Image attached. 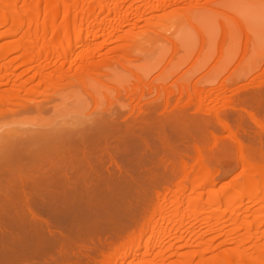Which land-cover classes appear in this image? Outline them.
I'll list each match as a JSON object with an SVG mask.
<instances>
[{"label": "rangeland", "instance_id": "obj_1", "mask_svg": "<svg viewBox=\"0 0 264 264\" xmlns=\"http://www.w3.org/2000/svg\"><path fill=\"white\" fill-rule=\"evenodd\" d=\"M5 1H9L10 7L7 5L8 3H5ZM89 1H91L92 3ZM96 1H98V0H78V3L76 5V9L72 10L68 14L67 18L66 17H63L64 19L61 18L62 21L60 22V24H63V25L65 24L64 25V27H65L64 31H65V36L69 35L68 39L73 38V36H74L73 30H75L74 29L75 27H77V28L81 27L80 22H81L82 13L85 11H88L90 9V7L93 5V3H95ZM101 1H102L103 6L104 5L110 6L113 11L110 9L111 13L109 11V14L99 13L98 16L95 18L89 17V23L90 24L93 23V25H95V26L100 25L101 30L97 34H95V32H92V28H86V30L85 29L83 30V37L80 39V41L81 40L83 41V42L82 41L80 42L81 47L79 46L78 49H76V51L74 50L70 54H68L69 57L67 59H69V60L66 61V62H68V64H65V66L60 67L61 61L57 59L56 54L54 53V55H51L49 57V59L42 58L35 66L33 65V67L30 68V70H28L27 66H20L17 69L11 68L9 70H7V69L6 70L9 73L13 72L12 73L13 76L11 74H9V78L11 76L13 78L15 77L14 79L11 77V79H13L12 81H15L12 83H15L16 86H17V82H16L17 80H18V83H20V82H23V80H27L29 78L30 79L34 78L35 82L34 81H33V83L31 82V84L28 82L27 83L28 85H26L27 88H30L33 85H35L36 82L38 81L37 79L42 75V73L43 74L47 73L51 77L53 76L52 78H54V79L56 78V76H57V78L62 77V79H64V78L67 79V78H69V75L74 76V74H75V76L71 80V82H70V79L72 77H70V79H67L70 82L68 84H67V81H65V79L64 80L61 79L62 81H60L63 84H65V86L63 84H61V85H63V87L73 89L74 88L73 84H75V86H78V84L80 86V84H81V83H79V82H81L80 78H79L80 80H78L79 82L75 79V77L78 76V74L76 73L75 65H74L77 63V59L79 60V58L83 55V53L85 52V50L87 48L104 44V46L99 48V52L97 51V53H96V56H97L96 59H98L99 62L100 61L103 62L106 59H108V60L110 59L109 61L107 60L106 62H109V63L111 62L112 64H114L113 67H116V65L119 67V65H120L119 62L120 61L124 62L125 58H126L125 59L126 62H127V58H129V60H131V61L134 60L136 62V63L131 62V64H133V65H130L128 63L126 65L125 62L124 63L120 62L122 66H123V64L126 65L125 68L131 67V69L128 71V73L130 72L132 75H130L131 77H127V76H129V74L126 75L127 73H125L124 74V75H126V78H125V76L123 74H121L122 72H120L121 78H120V74L114 78L116 80L115 82H117L119 85L121 84V82H123L124 84L127 83L128 85L132 86V84L134 82L139 83L140 80H144V82L146 80L145 83H150L152 80H154L156 82L152 81V83L153 84L155 83L157 87H158V85L162 86V84H163V86H165L164 88L170 90L169 92H171L173 90L172 91L173 93L171 92L172 94L169 93V95L171 96V97L169 96V99L173 98V99H170V101L172 102V105L169 106L171 104L169 101V105L167 106L165 111L161 110L160 111L161 113L160 112H159V114L157 113V116L162 114L163 111H164L163 114L164 113L167 114L166 116H169L168 112H170V114H174V116L171 115L172 119L169 120L170 124H167L169 122L164 121V116H162L163 118L159 117L161 120L163 119L162 123L164 122V124H161V120L159 121L158 117L156 119V121H157L156 122L154 120L155 118L152 115V112L145 108L147 100L146 99L138 100L136 102V104L138 103L137 104L138 106L137 105H135V106L137 107V109L139 108V110H140V108H142V112L136 109V111L134 112V116L137 115L136 117L138 118L139 116H142L143 114H141V113H143L145 111L144 113H146V115L149 114V116H147V117H149V118L153 117L154 118V119L148 118L150 123L147 120L148 122H145V125L147 123H149V125L154 123V122H152L154 120L155 124H152V125L153 126L155 125L156 127H154L152 129V127H151L152 125L149 126L147 124L149 128L147 127V129L144 132L145 128L144 129L142 128V126L144 124L141 125L142 124L141 123L142 121H140L141 117L138 120L139 122L136 121V119H137L136 117H135L136 119L134 118V120H132L131 118H129V112H127L128 118L126 116L127 119L126 118L125 119H118L117 120L118 122L116 123L118 125L115 124L116 126L112 127L113 130L110 128L111 130L109 132V137L107 136L106 137L107 139L103 138L100 141V147L96 146L95 149L93 148V150L90 151V154L92 155V158L93 157H96V158L101 157L100 160L102 161L103 164L100 161H98L102 164V167H100L101 169H105L103 166H107V168H106V170H107L108 166L109 167L111 166L110 170H109L110 172L107 170L110 174V179L111 180L112 179L117 180L116 178H119V177H117L118 171L116 169L115 164H113L115 160H119V162L121 163V159L122 160L124 159V161H122V165L124 166L123 163H125V167L127 165L126 162L131 164V162L136 160V161H134L135 163L131 164V166L133 167L134 164H135L134 166H136L140 162L139 163L140 166L138 165V166H136V168L134 167L137 171H139V168L140 169L143 168L142 167L143 161H142V159L139 161V159H138L139 157L137 158L138 160L135 159V156L138 154V152L140 154H142L141 152L144 151L142 149V147H144V148L146 146L149 147L150 144L152 146V143L150 141H151V139L153 140L154 137H155L154 138L155 142H156V140H158L157 138H159V140H160V139H162V136L165 137L164 131L166 130V128H167L166 131H169V132L172 129L176 130V128L178 130L179 125L184 123L185 125L182 124V128L180 126V129H179L180 131L178 130V133L176 134V136H177V139H179L182 136V133L185 131L184 135L181 138H186L188 140L184 139L186 141H183V139L180 138L181 141L180 140L179 141L180 142L183 141L181 146H180L182 149L180 148L178 150V151L182 152V153L179 152L181 154V156L178 157L179 155L178 156L176 155L178 153H175L174 156H177V157H174V156L173 157L176 159L177 158L181 159L182 154L185 152L184 153L185 156L184 155L183 156L186 159V161H190L191 159L192 160L190 162H188L189 165L191 166L189 174L187 175V176H189V178L187 179L188 182L187 183H184V181L182 182L184 184H187L186 185L187 190L185 189V191H187V192L183 193V194L180 193V197L181 198L183 197V199L185 198L186 201H189L190 199L193 200V198H196L198 201L200 200L199 202H201V200H203L201 202V204L202 203H204V204L202 206L198 207V210L196 209V211H195V209H194V211L189 210L190 207L188 205H181V207H179V210L178 209L176 210L177 213L173 212V211H175L174 210L175 208H172V207H175V206H171V210L169 209V211H168L169 213L168 212L166 213L167 219H166V217H164L166 214H164V216L161 214L162 218L166 219L164 221L162 220V218L159 214H158V216L160 217V219L157 215H156L157 218L154 216H153L154 218L151 217L150 220H152V219L154 220V221H151L154 224L153 227L156 226L154 228V231H153L152 224L150 222L151 229H152V230L150 229L151 232L148 230V232L147 231L144 232L145 234H143L141 236L135 235L136 237H132L134 235H131V232L134 230V227L133 228L130 227L131 229L128 227V229L130 231L127 232V230H126V233L130 232V234H128V235H131L129 237L130 238L132 237L131 238L132 240L131 239L129 240L128 235H123V234H122L123 235V239H122L121 233H120V235H121L120 237L119 236H118V238L115 237L117 239L110 237L112 239V240L110 239L112 241V242L110 241V246H112V244H113V246L110 247L111 248L110 250L117 247L116 249H118V251L114 252L115 258L113 259V256H112V258H110V262H112V263H109V264H151V263L152 264H154V263L155 264H230V263L232 264L233 262H235L234 264H237V261L235 258H237V260H238V257L240 256V254L238 255V257L237 256L235 257L233 254H231V253H234L232 251L233 249H235L234 247H236L237 249H242L241 250L242 253H241V256L239 259L240 264L241 263L243 264V259H244V262L246 260V263H249L247 261L250 260L251 257L254 259L250 260V261H252V262L254 260L257 261L258 260L257 255H259L260 253L262 254L261 250L263 251V249H264V219H263L264 213L262 212L263 214L259 216V218L261 217L259 219V220H261L260 223H262V224H259L260 228L258 227L260 230H258L257 228L255 229L253 227L254 229L251 228V231H249L252 233L255 232V235H257V236H253L254 238L252 237L253 240H252V238L250 240H248L249 238L247 239L246 236L248 235V230H247V232L244 231L245 229L243 228L242 223H244V221H247V220H249V222H253L255 220V217H256L255 216V214L257 212L256 208L261 204L264 205V203L262 202L261 199L259 202L256 201V199L258 198V197H256V199L253 200L254 202L252 201L253 203H251L253 205H250L249 204L250 202L249 203L247 202V203L242 204L241 205L242 207H241L238 204H236V203H238L237 201L235 203V201L233 200L234 202H232V203L234 205H236V207H234L230 203L231 206L233 207V209H231V208H229L231 206L227 200H230V202H231L232 199L225 198L226 195L225 194L223 195V193H222V192H227V189L230 185L231 180L233 181V182H231V184L232 183L233 184L241 183V181L243 180V176L242 175L240 176L241 162L239 159L240 156H239L238 148H237V146H235L233 148L230 147L232 145L233 146L237 145L236 142H235V144H233L234 142H232L233 140L231 139L232 141L231 140L230 141L232 142V145L229 144V140L227 137H225L224 141L222 142L223 144H221L219 141H217L220 143V144L218 143V145L216 144L217 147L219 145L220 146L218 147L219 149L216 148L217 150L216 149L215 150L218 151V154L220 153L221 155L219 154L220 155L219 161L215 162V165L218 166V171H217L218 174L215 177L216 178L215 182L212 183L213 185L211 187V184H209V186H207V184L203 183L205 181H204L203 177L200 176V164L196 163V159L198 162V158H197L198 156L194 152V150L192 151V149H191L192 148V142H190V141L195 142V140H197L196 142L198 144L201 141H203L204 143L203 142L200 143L202 147H206V146L208 147L209 146V148H210V146H212V149H213V145H215L214 144L215 142L213 143V137L210 136L211 133L209 135V132H206V131L204 132L203 129L206 130V127H204V126L206 125V122L208 121V119L211 123L214 119L216 120L215 116H213L211 114L212 113L213 114L218 113L217 112L218 110L216 109L217 107L218 108L221 107L220 110H222L221 112L219 110L220 118L225 117V119L231 121L232 125H235V126H236V124H238V123H235L236 121H238L237 116L243 112L242 110H244V113H246V110H250V109L252 111L254 109H256L258 111H260L259 109H262V110L264 109L263 108L264 107V80H263L264 79V0H176V1L174 0L175 2L172 1L170 3V5L166 4L167 7L169 6L168 8L165 6L164 0L163 1L162 0H127L123 4L120 3V0H108V1L107 0H101ZM103 1H105V2L107 1L109 4L107 2L103 3ZM161 1H162V4H164L163 5L164 7L161 4V7L164 8V11H163V8L160 7ZM70 3L72 4V2L70 0H65V1H62V0H51V1H47V0H0V6L1 7L4 8L5 5H7L4 9L2 8L3 10L6 11V10L11 9L10 11H12V10L14 11L15 8H16V11L18 10V12H16V11L12 12L15 15V17H17V18L26 19V16H24L25 14L23 15V13L26 11L29 12L30 10H33V8L36 9V7L39 8L40 10H42L41 12H43V13H41V15L39 17V21H38L36 28H35V26H31L30 28H28L29 30H26V28L25 29L21 28V26L18 25L17 27L19 28V30L16 27V31H14V29H13V33H12L13 35L12 34L9 35V33H8V36L7 35L5 36V34L7 33L6 28L4 27L5 25H3V27L0 26V49H2V47L6 44H12V45L16 46L19 43H21V41H23L24 39L26 41H28V40L32 41L31 43L35 44V47H38V48L41 47L42 44L44 42H47V41H52L55 43V41L53 40L55 36L53 37L52 33H50L52 31L50 18L52 17V15H53L52 13H54V12L61 15V13L63 11L68 9V6L70 7ZM150 5L151 6L153 5L152 6L153 11H151L152 7H150ZM154 5H155V7H154ZM7 7H9V8L7 9ZM165 7L167 9H165ZM157 8H159V9H157ZM99 9H100L99 7H96V12H98ZM19 12H21V13H19ZM102 14H104V15H102ZM19 15L22 17H19ZM46 15H48V16H46ZM2 18H3V16H2V14H0V20ZM48 19H50V21ZM41 25L44 28V31H43V28H41ZM63 25H62V27H63ZM67 27L69 28L68 31H70V32H68L69 34L66 32ZM105 27H107V30L110 33V38H109V34L105 30L106 29ZM134 27H136V28H134ZM47 28H48V32L46 31L47 33H45V30ZM8 29H9V27H8ZM41 29L43 32L41 31ZM49 29H51V30H49ZM62 29L60 31H63ZM129 29L133 32H130V36L128 35L129 39H127L126 36L129 33H126V32L130 31ZM27 31H29V32H27ZM40 31L42 32V34ZM28 33H30V34H28ZM3 34H4V36H3ZM26 36H28V37H26ZM93 38H95V39L97 38V40L95 42L93 40V43H89L88 41L92 40ZM55 39H57V38L55 37ZM107 40H109L108 45L106 44ZM126 40H128V41H126ZM125 41H126L127 45L129 43L133 47L128 48L130 46V45H128V47H127L128 49H126V48L122 49L120 47L121 49L118 50V46L125 43ZM122 47H124V46H122ZM125 47H126V45H125ZM254 47H256V48H254ZM259 50H260V53H259ZM1 51L2 50H0V53H1ZM19 53H20V51L17 49V47H15L14 50H12L11 52L3 54L0 57V67L6 66ZM71 60H72V62H71ZM73 60H75V62ZM160 60H162V63L158 67H156L155 69H152L151 68L152 65H154V63L156 61H160ZM49 62H50V65H47ZM69 62L72 63V64H70L72 67L69 65ZM109 63H108V65H111ZM99 65H101V64H99ZM135 65L137 68L135 67ZM124 66H123V68H124ZM133 66L135 68H132ZM97 67H96V70L94 69L95 71H100V70L103 71V69H104V72L106 73V71H107V70H105L106 68L99 67L100 68L99 69ZM62 68H63V70H59ZM123 68H118V69H123ZM0 70L3 71V69H0ZM94 70H93V75L95 74V76L101 77V76H99V75H101V73H100L101 71L98 72L99 75L98 74L96 75V72ZM124 70L125 69H123L122 71H124ZM126 70H128V69H126ZM60 71H65V75L63 72H61V73H63V74H61ZM66 72L68 73L67 78L65 77L67 75ZM85 73L88 74L86 71L84 73H81L79 76H83L85 78V77H87V76H84ZM14 74L15 75H21V74L24 75V76L21 75L23 77V79L22 80H21V78L16 79L17 77L14 76ZM34 74H36V75H34ZM122 75H123V77H122ZM30 76H33V77H30ZM136 76H137V78H136ZM138 76H140V77H138ZM78 77H76V78H78ZM83 77H81V78L83 79ZM117 77H119L121 79V82L120 81L118 82V80H120V79ZM128 78H129L128 82L127 81L125 82V80ZM155 78H156V80H155ZM129 81L131 82V84H129ZM6 82H7V80H6ZM113 82H114V80H113ZM113 82H110V84ZM12 83L10 81V84H8V85L5 83L0 84V96H1V94L4 93V90H6L8 88L10 89L12 87V86H10V85H12ZM152 83H151V85H153ZM15 84H13V85H15ZM59 84H58L57 88L58 87L62 88V86H60ZM114 84H116V83H114ZM124 84H123V86L127 85V84L126 85H124ZM116 85H113V86H115V88H116ZM123 86L121 85L118 87L119 88L121 87L123 90ZM111 87H112V84H111L110 88ZM115 88H111V89H114L113 91H114L115 95H113V96H117V95L120 96V95L124 94L122 92L121 93L119 92L120 91L119 88L118 89L116 88L117 90H119L116 92ZM127 88H129V87H127ZM192 88H194V89L196 88L195 91L197 89L200 90L199 93L196 92L197 93L196 96L197 97L199 96L200 98L195 97V94L193 93L195 91ZM129 89H131V88H129ZM201 89H202V91H201ZM42 90H43L42 88H39V91H42ZM52 90L51 89L45 90L50 95L47 92L45 94L44 93L45 91L39 92L40 94L38 95V93H37L38 91L37 92L34 91L33 94L30 92L32 95L27 94V96L29 98L26 97V95L22 96L23 99H21L22 97L21 98L19 97L20 99L16 98L18 105H16V103H15V105L17 107L14 106V104H13L14 102H16L15 100H13L14 101L13 103L6 105L7 107L5 105L4 106L0 105L2 108V110L0 112V129L3 128L4 126H5L4 128H8L10 126H16V127L18 126L21 128L22 127L23 128H27V127L30 128L32 126L38 127L39 125L43 126V128L47 127V126L49 128V126H51L52 124H49V123L47 125H43V124H44V122L46 124L47 121H51L52 118H54V120L56 119L58 121L59 117L61 120V119H63V118H61L63 116L66 118H68V116L78 117V116H81L82 114H84L85 111H86L85 112L86 114L88 112L91 113L93 105H94V104L92 105V103H94V102H91V99H90L89 100L90 104H89L87 101V103L90 106L88 107V105H87L88 108L85 109V111L83 113H81L83 110H81L79 108H82L83 106L81 104L82 101L79 99L85 100L84 97L89 98V96L87 94H85L84 92L77 93L76 90L69 92L70 95H69V97H67L69 100L65 99V102L64 103L61 102V105L58 103L60 105V107H62V108H60L59 106L57 107V103L54 107H52L56 111L55 110L52 111L51 105L53 102H50V101H49V103H45V106L42 108L43 111H41L37 114H36L37 111L36 112L34 110L31 111V108L29 109V107H27L28 109L25 110L26 105L32 104L33 103L32 101H34L35 99L36 100H42V99H46V98L48 99L50 97L49 100L51 98H52V100L54 99V101L59 100L58 98H56V96ZM186 90H188L189 94H185V93L183 94V92H185ZM190 90L192 92H190ZM51 91H52V94L50 93ZM79 92H81V91H79ZM42 93H43V95L45 94L46 96H43ZM186 93H187V91H186ZM190 93L192 94V97H191ZM35 94H37V95H35ZM181 94H183V95H181ZM128 95H129V93H127V94L125 93L124 95H122L121 100H124L125 97H128ZM164 95L165 94H163V96L161 97V99H160L161 101L163 100V98H164V100L166 98H168V96H166V95L164 96ZM187 95L188 96L190 95V97L188 98ZM193 95L195 97L194 103L195 102L196 103L194 104L195 107H192L193 108L192 109L189 106H185V105L192 103L190 101L192 100ZM72 96H73V98H72ZM118 96L116 98H118ZM44 97H46V98H44ZM90 98H91V96H90ZM116 98L113 97V100L112 99H110V100L115 101ZM152 99H154V97L151 98V100ZM199 99L203 103H199L200 102ZM204 99H206V100H204ZM210 99H213V100L211 101ZM215 99H216V101H215ZM18 100H21V101H18ZM196 100H199V101H196ZM221 100L226 103L225 104L222 102L225 105V107L221 106V105H223L221 103ZM176 101H177V103H176ZM208 101H209V103H208ZM143 103L145 104V106H143L144 105ZM212 103H213V105H212ZM229 103H232V104H229ZM237 103L239 105H242L244 103L243 104L244 107L239 106ZM107 104H109V103H107ZM107 104H105V107L103 108V110L106 109V107H108ZM114 104L115 103L111 104L112 107L110 106V110H112L111 113L113 111H115L114 106L117 107V105H114ZM196 104H199V105L202 104L203 106L202 105L200 106L202 109L200 110L198 108V105H196ZM217 104H219V106ZM210 105H212L214 107H212V106L210 107ZM228 105H229V107H228ZM231 105L235 106L236 108L235 107L231 108L232 107ZM183 106L186 107L187 109L184 108ZM196 106H197V108H196ZM215 106H216V108H215ZM168 107H169L170 111L167 110ZM180 107H182V108H180ZM240 107H242L241 110L239 109ZM251 107L254 109H252ZM7 108H9L10 111ZM65 108H66V110H65ZM189 108H190V110H188ZM209 108H210V110H212V108H215L217 110V111L215 110V112L211 111L210 117L212 116V117H214V119L210 118L208 116V112L205 113V110L208 111ZM181 109L188 110L186 112H187V115H189L190 117L187 116L188 118L186 117L187 118L186 119L185 118L186 113ZM194 109L197 112L199 110L200 111L197 113L194 111ZM197 109H199V110H197ZM177 110H180V111H177ZM256 110H254V111H256ZM28 111L30 113H28ZM148 111H150V112H148ZM238 111H240L241 113L239 112V114H238ZM63 112H65V114H63ZM99 112L102 113L103 111L102 112L99 111ZM179 112H181V113H179ZM200 112L201 113L203 112L202 116L204 113L206 115H204L202 117ZM74 113H76V114H74ZM50 114H51V116H50ZM96 114H97V112H96ZM175 114H177L178 116ZM192 114H194V115H192ZM181 115L184 117H182ZM259 115H264V114L259 113ZM37 116H39L40 118ZM41 116H43V117H41ZM180 116L182 118H180ZM246 116H247V114H246ZM235 117H236V119H235ZM44 118H46V119H44ZM50 118H51V120H48ZM142 118H143V116H142ZM179 118L181 120H179ZM199 118H200V122L198 121ZM190 119L192 122L190 121ZM201 119H202V121H201ZM243 119H242L243 121L240 125L244 126L245 128H244V130H242L243 132L241 133V140L244 139L243 141H245V139L248 138L245 141V143L247 145H250V147L252 146L253 150H254V148L256 149L258 146H259L258 148L263 150L264 149V143H263L264 142V135H263V137L261 136L262 141H263V142H261L260 138L254 134L255 128H256V125L253 124L254 122H252L249 117L243 118ZM34 120H35L36 124L31 125V123H33ZM128 120H129V122H128ZM131 120L134 122L131 123ZM143 121H146V119ZM186 122H188L187 123L188 125L186 124ZM190 122L193 124H190ZM202 122H205V124L203 125ZM139 123H141V124H139ZM215 123L217 125L219 124V122H215ZM233 123H235V124H233ZM129 124H130V126H129ZM216 124H214V126H212L213 125L212 124L210 126V129H211V127L214 128ZM131 125H133V126H131ZM162 125H163V127L161 128ZM164 125H168V126H164ZM183 125H184V127H183ZM217 125H216L217 129L215 128L216 130L215 129H213V130H215V132L219 130L218 135L221 134V135L226 136L228 134L227 131H225L224 129L221 128V124H219L218 126ZM185 126H187V128ZM128 127H131V128H129V130L127 131ZM136 127H138V128H136ZM193 127H194V129L191 130L190 128H193ZM233 128H236V127L233 126ZM240 128L243 129L242 127H240ZM3 129H1V130H3ZM34 129H35V127H34ZM130 129H134V133L131 132ZM139 129L140 130L143 129L142 132ZM181 129H182V131H181ZM189 129H190L191 133L188 132ZM245 129H246V133H245ZM151 130L153 132H151ZM220 130H224V132L220 133ZM258 130H256V131H258ZM135 131H138V132H135ZM176 131H175V133H176ZM111 132H114L113 135ZM150 132H151V134H150ZM115 133L118 135L115 136L116 135ZM158 133L161 134V137H160V134L158 137ZM167 133L168 132H166V136H169L170 133L172 136L174 133V130H172L170 133H168L169 135ZM175 133H174V135H175ZM207 133H208L209 138L211 137L210 138L211 140L209 138H207L208 137ZM243 133L245 134L244 136H242ZM132 134H135V135H133V137L137 136L136 139H138L137 141H135V137H134V141L137 142L136 145L134 144L135 146L131 143L133 141L132 140L133 138H131L130 135H132ZM189 134L192 135V137ZM194 134L196 137L193 136ZM188 135L190 136V139H192V140L189 139ZM199 135L202 137H199ZM253 135H254V137H253L254 140L252 139ZM116 137H118V138H116ZM129 137H130V139H129ZM193 137L195 138V140ZM244 137H246V138H244ZM119 138H120V140H119ZM149 139H150V141H149ZM218 139H219V136H218ZM257 139H258V141H257ZM130 140H132V141H130ZM154 140H153V142H154ZM198 140H201V141H198ZM225 140H228V141H226L227 145L226 144L224 145ZM127 142L130 143V145L132 144V146L137 148L136 149L137 154L134 155V152L136 153L135 148L132 149L131 148L132 146H129ZM180 142H178V143H180ZM189 142L191 145L189 144ZM256 142H258V143H256ZM212 143H213V145H211ZM259 143H260V145H259ZM104 144H106V145H104ZM183 144L186 145L185 147H187V148H188V144H189L188 151L183 146ZM255 145H256V147H255ZM190 146H191V148H190ZM234 148L235 149L237 148L236 149L237 153H236ZM258 148L256 149V152L260 153V151H261V153H262L264 151V150L262 151ZM129 149L131 150V152L132 151L133 152L129 153L130 152ZM183 149L184 150L186 149V150L184 151ZM190 149H191V151H189ZM117 150H118V152L120 151L122 155L120 154V152L118 153ZM125 150H129V151L126 152ZM257 150H260V151H257ZM216 151H215V153H216ZM193 152L196 155H192ZM211 152L214 153L212 150H211ZM116 153H117V155H116ZM187 153H188V156H187ZM130 154L132 155V158L129 157ZM118 155H120V156H118ZM158 155H159L158 156L159 160H161L160 158H163L162 162H164V160L166 161L170 157V155H167V154L159 153ZM161 155H163V156L161 157ZM164 155L165 156L167 155L166 156L167 159ZM219 155H217V156H219ZM257 155H259V154L257 153ZM126 156H127V158H126ZM221 156H223V157H221ZM108 157H111V159L113 158L112 159L113 161L109 162L110 158H108ZM125 158L128 159L129 162L126 161ZM156 158H157V155H156ZM158 158H157V160H158ZM176 159L169 158V160H167L166 164L169 165V162L171 160H174L173 162H175V163L180 161V160L175 161ZM149 160L151 161V159H149ZM153 161L154 160H152V163H153ZM98 162L97 161L95 162L96 166H97V164L98 165L100 164ZM104 162H106V164L108 163V165L104 164ZM117 162L118 161H116V163ZM119 162L117 164H119ZM136 162H137V164H136ZM154 162H156V159ZM111 163H112V165H109ZM141 163H142V165H141ZM160 163H161V161H160ZM146 164H148L149 166H152L150 168L153 170V173L157 174L158 177L160 175H162L161 173L164 174V172H165V171L161 172V170H164V169L160 168V166L162 167V165L159 163H158L159 168L158 167L153 168V165H151V163L148 160H147ZM146 164L144 163V167ZM192 164H194L195 166H193ZM196 164H197V166H196ZM119 165H121V164H119ZM154 166H156V165L154 164ZM94 169L98 170L97 168H94ZM101 169H100V171L95 170L96 173L98 172L97 175L99 176V177L97 176L98 177L97 178L95 175L96 179H99L101 176L103 179L106 176H108V178H109L108 172L106 170H101ZM156 170H157V172H155ZM114 171L116 172V176H115V174L113 175V173H115ZM140 172H141V176H142L143 171L140 170ZM183 173L184 172H182V170H180L179 174L177 175V177L174 180L175 181L174 186H175V184H176V186H178L179 185V184L177 185L178 182L181 183L180 180L185 176L184 175L185 173L184 174ZM191 173H192V175H191ZM138 174H140V173H138ZM198 176L202 177V179ZM114 177H116V178H114ZM102 178H100V180H102ZM108 178H106V179H108ZM189 179L191 181H189ZM192 183H193V185H192ZM256 184H258V183L256 182ZM256 184L254 187H256ZM118 186L119 187H116L115 185H112V186L110 185V187H107L108 190L101 188V186L95 187L92 189L91 188L90 189L84 188L82 190L81 189L80 190L75 189L74 192L65 190L63 188H62L63 190H59V188L58 189L56 188L55 190H57L58 191L57 192L53 189L51 191L50 190L51 188L50 189L48 188L47 192H46L48 195H45L47 197V198H45L46 200H44L43 199L44 197L42 198V195L39 194V192H42V190L44 191V189L39 191V188H30V189L27 188L28 191L32 190V192H30L31 193L30 195L32 197L33 196L35 197L36 202L40 201L39 203H36L34 201V198H32L30 195H27L26 197L28 198V196H30L28 199L31 198V201L26 200L25 193H24L27 191L26 188L22 189V190H20L21 189L20 187H19V190L18 189L16 190L13 187L9 188V193L11 194L10 196L12 197V200H13V198L17 199L15 197V194H16V196L18 195L17 197L20 198L21 196H19V195H22V193L20 191H22V192L24 191L23 192L24 198L22 195L23 199L22 198L20 199L21 201L22 200L24 201V205H28L29 202H31V203L34 202L36 205L34 203H32V205H30L31 203H29L28 206H24L22 203H20L19 198L16 201L13 200L14 202L13 201L11 202L9 199V201L11 202V205H10V202L8 200L2 199V198H5V196L8 193L5 192L6 195L2 194L3 196L4 195L5 196L2 197L1 198L2 200L0 201V264H10V263L14 264L16 261H18V260L15 261L14 258H16L17 256L14 257L15 254H13V253H15L14 250H16V249L20 250V248L22 247L20 244L21 240H22V242H24V241L28 242L29 241L27 244L28 245L30 244V247H31V243L37 244L38 242H42L44 240V239H41L42 238L41 235L43 236V238L45 235H50L49 232L47 233L49 228L46 230V227H43V225H42L40 227L45 228L44 230H42L38 226L37 223L42 224L43 221H44L43 222L44 224L47 221H50V223H49L50 224L49 230H51L50 233L52 231H54V233H55V231L59 230V229L56 230L57 228L62 229L63 226H66V227H63V229L69 227L70 224H71V226H73L72 224L75 221H76V223H74V224H77L78 221H82V220L88 221L89 216H93L94 218H96V220L101 217L100 221H101V219L106 220L107 218H112V217L117 218V220L120 217L119 220H121V217H122L125 220H134L133 218H135V220L139 219L141 224L146 222L145 220L143 221V219H144L143 217L146 216V213L142 214V213H139L136 211L135 213L127 214V212H124V211H126V209L123 211L118 210V212L115 211V213L111 212L112 215L110 217V205L112 206V202H113V204L119 202L120 199L125 198V196H127L129 193L133 192V194H136L138 191V193L140 195V192L144 191L143 189H140L141 187L138 189L133 187L131 189L128 187L127 188L126 187L125 188L120 187V185H118ZM206 186L210 187V188H207ZM137 187H139V186H137ZM204 187H205V190L202 189ZM263 187H260L258 189L261 190ZM5 188L7 189L6 186H5ZM16 188H18V186ZM174 188H176V187H174ZM177 188H180V187L178 186ZM0 189L2 191L3 187H1ZM6 189H4V191ZM14 189H15V191H13ZM222 189H224V190H222ZM131 190H132V192H130ZM201 190H203V192H201ZM211 190L212 191L214 190L215 193H213V192L211 193ZM216 190H217V193H216ZM4 191H2V192H4ZM6 191L8 192V189ZM81 191H82V193H81ZM160 191L163 192L164 191L163 188L160 189ZM36 192H38L37 194H39V197L41 196L40 198L37 196ZM50 192H51V194H50ZM42 193L44 194V192H42ZM57 193H58V195H56ZM198 193L202 194V195L198 196L201 199L200 198L198 199L196 197L197 195H199ZM221 193L223 196L221 195ZM133 194H129V195L133 196ZM170 194H172V193H169L168 196H169L170 201H172L171 199L174 200V198L173 197L171 198V196H173V195H170ZM0 195H1V192H0ZM52 195L53 196L55 195L57 198H55V196H54V198H55L54 199L52 197ZM59 195H60V197H59ZM129 195H128V197H131ZM218 195H220V196H218ZM262 196L264 197V195H262ZM24 199L26 200L27 204H25L26 202ZM48 199H49V201H48ZM257 200H259V199H257ZM17 201H19L18 204H16ZM41 201L44 203H42ZM124 201H125V199L123 200V202ZM205 201H207V202H205ZM209 201H211V202H209ZM7 202L9 204H7ZM121 202L122 201H120V203ZM3 203H4V205L6 204V206H4ZM121 206L125 207L124 205H121ZM249 206H250V208H249ZM123 207H120V208H123ZM2 208H3V210H2ZM235 208H237V209L234 210ZM232 210H233V212H230ZM27 211H29L30 213L29 212L27 213ZM119 211H121L122 213ZM235 211H237V212H235ZM138 213L140 214L139 216H138ZM171 213L172 214L174 213V214L172 215ZM211 213H213V214H211ZM91 214H93V215H91ZM96 214H98V215H96ZM191 214H193V215H191ZM34 215L37 217H35ZM102 215H103V217H102ZM107 215H109V216L106 217ZM177 215H179V216L177 217ZM183 215H184V217H183ZM172 216H173V218H172ZM28 217H29V219H28ZM55 217H57L58 219L60 218V219L58 220ZM77 217H78V219H77ZM86 217L88 219L85 220ZM207 217H209V218H207ZM217 217H219V218H217ZM43 218L44 219L47 218L46 222ZM222 218L224 220H222ZM35 219H37L36 223L34 222V221H36ZM114 219H112V221H114ZM145 219L147 220L146 217H145ZM156 220L159 222H158V224L156 223V225H155L154 222ZM54 221H56L55 224H54ZM107 221L111 222V220H109V219H107ZM115 221H116V219H115ZM162 221L163 222L166 221L167 225L165 223H162ZM83 222H82V224H83ZM33 223H35L37 225H35ZM47 223L44 226H47L48 225ZM135 223H137V222L135 221ZM29 224L30 225L32 224L34 226V228H32V226H31L32 230L37 229V227H38L44 235L38 229L37 230L40 232V234L38 233L37 230H33L35 233L32 230L30 231L31 228H30ZM79 224H81V222ZM164 224H165V226L162 227ZM35 226H37V227H35ZM240 226L242 228H240ZM160 228H162V230H160ZM26 229H27V231H26ZM36 231H37L38 235L36 234ZM122 231H124V229ZM220 232L221 233L223 232V234H221V236H220ZM123 233H125V231ZM35 234L38 237H36ZM51 234H53V233H51ZM200 234H201V236H200ZM218 234H219V236H218ZM39 235H40V237H39ZM126 236L128 237V240L125 239ZM25 238H27V239H25ZM246 239H247V241H245ZM241 240L243 241V243H241L242 242ZM118 241H119V243H118ZM145 242H147L149 245ZM129 243H131V244H129ZM27 244L26 245L23 244V245L27 246ZM144 244H147L145 246H150V247L148 249H144ZM251 244H253V245H251ZM17 246H21V247L18 248ZM76 246L78 248L80 247L79 245H76ZM76 246L74 247V251H76L75 250L77 248ZM84 246L83 247L81 246V248H79L80 250H77V251H79L80 253H83V252H85V250L89 249L88 246H85L86 249ZM30 247L27 246L26 248H30ZM229 248H230V250L232 248L233 249L230 252L229 251L226 252L227 250H229ZM257 248L258 249L261 248V250L259 249L260 253H258L259 250H255ZM52 250L53 249H50V254H52L51 253V252H53ZM252 250H254V251H252ZM243 251L245 252L244 255L247 256L246 258H245V256H243ZM110 252H111V255H113L112 251H110ZM263 253H264V251H263ZM111 255H110V257H111ZM249 255H250V257H248ZM233 257H234V260H232ZM30 258H33V257H30ZM30 258H28L27 260H28L29 264H32L31 261L33 259L30 260ZM13 259H14V261H13ZM19 259H21V258H19ZM34 259H35V257H34ZM82 261H84V260H82ZM256 261H254V262H256ZM21 262H19V263L20 264H23V262L25 264L27 263L26 260L24 261L22 259H21ZM33 262H34V260H33ZM87 262L88 261L85 260V262H83V263L85 264ZM19 263L16 262V264H19Z\"/></svg>", "mask_w": 264, "mask_h": 264}, {"label": "bare ground", "instance_id": "obj_2", "mask_svg": "<svg viewBox=\"0 0 264 264\" xmlns=\"http://www.w3.org/2000/svg\"><path fill=\"white\" fill-rule=\"evenodd\" d=\"M47 1H51V0H47ZM62 1H65V0H62ZM71 2H72V4L70 3V7L68 6V9H66L65 11H63L62 13H61V15L60 14H57V13H52L51 15H52V17L50 18L51 19V26H52V31L50 32V33H52V36L54 37H56L57 39H55V37H54V41H55V43L54 42H52V41H47V42H44L43 44H42V46L41 47H35V44H33V43H31L32 41H30V40H28V41H26L25 39V41L23 40V41H21V43H17L18 45H16V46H14V45H12V44H6V45H4L3 47H2V49H0V50H2L1 51V53H0V57L3 55V54H5V53H9V52H11L12 50H14V48L15 47H17V49L20 51V53L17 55V56H15L14 58H13V60L12 61H10L6 66H1L0 67V69H3V71H1L0 70V84H2V83H5V84H10V81H11V83L12 82H15V81H12L14 78L12 77L13 75H12V73H9L7 70H9V69H11V68H14V69H17V68H19L20 66H27L28 67V70H30V68H32L33 67V65L35 66L42 58H47V59H49V57L51 56V55H54V53L56 54V57H57V59L58 60H60L61 61V65H60V67H63V66H65V64H68V62H66V61H68L69 59H67L68 57H69V55L68 54H70L72 51H76V49H78V47L80 46V42L82 41H80V39L83 37V30L85 29L86 30V28H92V32H95V34H97L98 32H100V30H101V28H100V25H97V26H95V25H93V23H89V17H91V18H95V17H97L98 16V14L99 13H107V14H109V11H110V13H111V7L110 6H103L102 5V1L101 0H98V1H96L95 3H93V5L90 7V9L88 10V11H85V12H83L82 13V15H81V27H79V28H77V27H75L74 29L75 30H73V32H74V36H73V38L72 39H68V37H69V35H66L65 36V31H64V25L63 24H60V22L62 21V19H64L63 17H68V14L72 11V10H74V9H76V5H77V3H78V0H70ZM108 1V0H107ZM106 1V2H107ZM127 0H120V3H125ZM163 1V0H162ZM162 1H161V3H160V7H161V4H162ZM172 1H174V0H164V4H165V6H166V4L168 5H170V3L172 2ZM176 1V0H175ZM174 1V2H175ZM89 2H91V1H89ZM105 1H103V3H106ZM5 3H8L7 5L9 6V1H5ZM49 3V2H48ZM55 3V2H54ZM92 3V2H91ZM108 3V2H107ZM109 4V3H108ZM154 4V3H153ZM164 4H162V6L164 5ZM7 5H5V7L7 6ZM72 5V6H71ZM153 6V5H152ZM151 5H150V7H152ZM157 6V5H156ZM4 7V8H5ZM10 7V6H9ZM9 7H7V9L9 8ZM72 7V8H71ZM75 7V8H74ZM96 7H99L100 9H99V11L98 12H96ZM154 7H155V5H154ZM164 7V6H163ZM163 7H161V8H163ZM167 7V6H166ZM165 7V9H167ZM3 7H1L0 6V14H2V16H3V18L0 20V26H2L3 27V25H5L4 27L6 28V34H5V36L7 35L8 36V33H9V35L10 34H12L13 33V29H14V31H16V27L18 26V25H20L21 26V28H26V30H29L28 28H30L31 26H35V28H36V26H37V24H38V21H39V17H40V15H41V13H43V12H41L42 10H40L39 8H37L36 7V9H34L33 8V10H30L29 12L28 11H26V12H24L23 13V15L24 16H26V19H21V18H17V17H15V15L12 13V12H14V11H16V8H15V10L13 11H10L11 9H9V10H3L2 9ZM70 8V9H69ZM113 8V7H112ZM111 9V10H110ZM151 9V8H150ZM156 9V8H155ZM157 9H159V8H157ZM113 11V10H112ZM151 11H153V7H152V10ZM159 11V10H158ZM162 11V10H161ZM163 11H164V8H163ZM16 12H18V10L16 11ZM19 13H21V12H19ZM46 14V13H45ZM102 15H104V14H102ZM106 15V14H105ZM46 16H48V15H46ZM122 16V15H121ZM19 17H22V16H20L19 15ZM123 17V16H122ZM24 18V17H23ZM62 18V19H61ZM124 18V17H123ZM122 18V19H123ZM34 19V20H33ZM47 19V18H46ZM50 19H48L49 21H50ZM121 19V18H120ZM74 20V19H73ZM124 20V19H123ZM232 22V21H231ZM68 24V23H67ZM132 24V23H131ZM135 24V23H134ZM231 24V23H230ZM48 25V24H47ZM62 25H63V27H62ZM128 25V24H127ZM103 26V25H102ZM101 26V27H102ZM126 26V25H125ZM8 27H9V29H8ZM18 28V27H17ZM41 28H43L42 27V25H41ZM63 28V29H62ZM106 29V31H107V33L109 34V38H110V33L108 32V30H107V27H105ZM134 28H136V27H134ZM12 29V30H11ZM51 29H49V30H51ZM63 30V31H60V30ZM67 29V30H66ZM65 30H66V32L68 33V32H70V31H68V27L66 28ZM104 29V28H103ZM9 30V31H8ZM18 30H19V28H18ZM110 30V29H109ZM121 30V29H120ZM130 30V29H129ZM25 31V30H24ZM23 31V32H24ZM41 31H42V29H41ZM40 31V32H41ZM43 31H44V28H43ZM42 31V32H43ZM48 32V28L45 30V33H47ZM4 32V31H3ZM26 32V31H25ZM24 32V33H25ZM27 32H29V31H27ZM42 32H41V34H42ZM62 32V33H61ZM130 32H133V31H127L126 33H129V34H127V36H126V38L127 39H129V37H128V35L130 36ZM18 33V32H17ZM66 33V34H67ZM125 33V34H126ZM4 34H3V36H4ZM27 34V33H26ZM28 34H30V33H28ZM69 34V33H68ZM107 34V35H108ZM13 35V34H12ZM26 37H28V36H26ZM67 37V38H66ZM108 37V36H107ZM125 37V36H124ZM132 37V36H131ZM93 40H94V42L97 40V38L95 39V38H93L92 40H90V41H88L89 43H93ZM125 40V39H124ZM108 41L109 40H107L106 42V44L108 45ZM126 41H128V40H126ZM126 41H125V43H126ZM83 42V41H82ZM87 42V41H86ZM105 42V41H104ZM249 42V41H248ZM252 42V41H251ZM54 43V44H53ZM125 43H123V44H121V45H119L118 46V50H120L121 48L123 49V48H126V49H128V48H130V47H133V46H131L129 43H128V45H130L129 47H128V45H127V43L125 44ZM82 44V43H81ZM126 45V47H125V45ZM133 44V43H132ZM250 44V43H249ZM84 45V44H83ZM254 45V44H253ZM38 46V45H37ZM102 46H104V44H101V45H97V46H92V47H90V48H87L86 50H85V52L83 53V55L79 58V60L77 59V63L76 64H74L75 65V68H76V73L78 74V76L81 74V73H84V72H86L87 71V73L88 74H86L85 73V75L84 76H87V77H83V76H76V77H78V78H76L75 77V79L78 81V80H80L81 79V82H79V83H81L80 84V86H79V84H78V86H75V84H73L74 86V88L73 89H71V88H67V87H63V85L65 86V84H63L62 82H60V81H62V80H64V79H62V77L60 78H57V76H56V78L54 79V78H52L50 75H48L47 73L46 74H43L42 73V75L36 80L37 82H36V84L35 85H33L32 87H30V88H27V86L26 85H28L27 83L29 82L30 84H31V82L33 83V81H34V78L32 79H27V80H23V82H20V83H18V80L16 81L17 82V86H16V84L15 83H12V85H10V86H12L10 89L8 88V89H6V90H4V93L3 94H1V96H0V105H8V104H10V103H13L14 101L13 100H17L19 97L21 98L22 96H24V95H26V97H28L27 96V94L28 95H32L33 94V92L34 91H38L37 93H38V95L40 94L39 92H44L45 90H52L53 91V93L55 94V96H56V98H58L59 100H56V101H54V99L52 100V98L49 100V98L47 99L46 97H44V98H46V99H42V100H34V101H32L33 103L32 104H30V105H26V107H25V110L26 109H28L27 107H29V109L31 108V111L32 110H34L35 112H36V114L37 113H39V112H41V111H43V107L45 106V103H49V101L50 102H53L52 103V105H51V108L52 107H54L55 105H56V103H57V107L59 106L60 107V105H61V102H65V99H67V100H69L67 97H69V92H72V91H75L76 90V92L77 93H82V92H84L85 94H87L88 96H89V98L87 99V98H85L84 97V99L85 100H83V99H79V100H81L82 102H81V104H82V108H79V109H81V110H83L81 113H83L84 111H85V109H87L90 105V102H89V100L91 99V102H94V103H92V105H93V108H92V111H91V113H85L84 112V114H82L81 116H78V117H74V116H68V118H66V117H61V118H63V119H61L60 120V117H59V120L57 121L56 119L54 120V118H52V120H51V118L50 119H48V120H51V121H47L46 122V124H45V122H44V124L43 125H47L48 123L49 124H52L51 126H49V128H48V126L47 127H44L43 128V126H32V127H30V128H21V127H16V126H10V127H8V128H1V129H3V130H1L0 131V186L1 187H3V190L2 191H4V189H6L5 188V186L7 187V189H8V192L5 190L4 192H2L1 191V189H0V192H1V195H0V201L3 199V200H8L9 201V199H10V201L12 202L13 200L14 201H16L19 197H17L16 196V194H15V197L17 198V199H14L13 198V200H12V197L10 196L11 194L9 193V188H11V187H13L14 185V187L13 188H15L16 190L18 189L19 190V187L21 188L20 190H22V189H25L26 188V192H24L25 193V198H26V200H30L31 201V198L30 199H28L31 195V193L30 192H32V190H29L28 191V189H30V188H39V191H41L42 189H44V191L42 190V192H44V194L42 193V192H39V194L40 195H42V198L44 199V200H46L45 198H47L45 195H48L46 192H47V189L49 188H51L50 190L52 191V189L53 190H55L56 188L58 189L59 188V190H63V189H65V190H68V191H75V189H92V188H95V187H99V186H101V188H103V189H107V187H110V185L112 186V185H115L116 187H119L118 185H120V187H128V188H140V189H143L144 191L141 193L140 192V195H139V193H138V191H137V193L136 194H133V192H132V190L130 191V192H132V193H129V194H133V196L132 195H129V196H131V197H128V195L127 196H125V198H122L123 200L125 199V201L123 202V200L122 199H120V201H122L121 203H120V201L119 202H117V203H115V204H113V202H112V206L110 205V217H111V212L113 213H115V211L116 212H118V210H125L126 209V211H124V212H127V214H132V213H135L136 211L137 212H139V213H142V214H145L146 213V218H147V220L145 219V217H143L144 219H143V221L145 220L146 222H144V223H140V220L139 219H136L135 220V218H133L134 220H125L124 218H122L121 217V220H119L120 219V217H119V219L117 220V218H115L116 219V221H115V219L112 217V218H107V219H109V220H111V222L110 221H107V219L106 220H103V219H101V221H100V218H98L97 220H96V218H94L93 216H89V219L86 217L85 218V220L86 219H88V221H84V220H82V221H78L79 223L81 222V224H79L78 222H77V224H74V223H76V221L72 224L73 226H71V222L69 223L70 224V226L69 227H67V228H65V229H63V227H66V226H63L62 227V229H60V228H57L56 230H58V231H55V233H54V231H52L51 233H53V234H51L50 233V231L51 230H49L50 229V227H49V223H50V221H47L46 222V219H44L45 220V222L48 224L47 226H44V225H46V223L44 224L43 222H42V224L41 223H37L38 224V226L40 227V226H42L43 225V227H46V230L48 229V231H47V233L49 232V234L50 235H45L44 236V238H43V236L41 235V239H44L42 242H38L37 244H33V243H31V247H30V244L28 245L27 243L29 242H26V241H24V242H22V240H21V242L23 243V244H27V246L28 247H30V248H26L27 246H25V245H23L21 242H20V244H21V246H17L18 248L19 247H21L20 248V250H18V249H16V250H14L15 251V253H13V254H15V256L14 257H16V258H14L15 259V261L16 260H18V261H16L17 263H19V262H21V259L22 260H26V262L28 263V258H30V257H33V258H30V260H34V262H33V260L31 261L32 262V264H84L83 262H85V260H87L88 262L87 263H85V264H109V263H112V262H110V258H112V256H113V259L115 258L114 257V252H116V251H118V249H116V248H113L112 250H110L111 248L110 247H112L113 246V244H112V246H110V241L112 240L110 237H112V238H115V237H117L118 238V236L120 237L122 234L123 235H128V234H130V232L129 233H126V230H127V232L128 231H130L129 229H128V227L130 228H133L134 227V230L131 232V235H134V236H132V237H136L137 235H143V234H145L144 232H148V230L150 231V229H151V225H150V222L151 221H154L153 219L152 220H150V218L152 217V218H154V217H156V215L158 216V214L161 216V214L164 216V214H166L168 211H169V209L171 210V206H175V207H172V208H175L174 210L175 211H173V212H176V210L178 209L179 210V207H181V205H188L190 208H189V210H191V211H194V209H195V211H196V209L198 210V207H200V206H202L204 203H202L201 204V202L203 201V200H201V202H199L196 198H193V200L192 199H190L189 201H186L185 200V198L183 199V197L181 198L180 197V193H186L187 191H185V189L187 188L186 187V185L187 184H184V183H187L188 182V178H189V176H187L188 174H189V171H190V169H191V166L189 165V163L188 162H190V161H186V159L184 158V151L187 149V151H188V148H189V144H190V142H192V148H191V146H190V148L192 149V151L194 150V152L197 154V158H198V162H197V159H196V163L197 164H200V176H202L203 177V179H204V181L205 182H203V183H205V184H207V186H209V184H211V187H212V183H214L215 182V177L217 176V174H218V166L217 165H215V162H217V161H219V157H220V155L218 154V151H216L217 149L216 148H218L217 147V145H218V143L220 142L221 144H223L222 142L224 141V139H225V137H227L228 138V140H229V144H231L232 145V142H234L233 144H235V142H236V144L237 145H232V146H230L229 144V146L230 147H235V146H237V148H238V152H239V156H240V162H241V172H240V176L242 175L243 176V180L241 181V183H236V184H231V182H233L232 180H231V182H230V185H229V187H228V189H227V192H222L223 193V195L225 194L226 196H225V198H227V199H232L231 200V202H230V200H227L228 202H229V204L231 203L234 207H236V205H234L232 202H234L235 201V203H236V201L238 202V203H236V204H238L239 206H241L242 204H244V203H249L250 205H253V204H251V203H253L254 201V199H256V197H258L257 199H259V200H257L256 199V201H260V199L262 200V202L264 203V197L262 196V195H264V149L262 150V149H260V148H258V149H260V150H262L263 152L261 153V151L260 150H257V151H260V153L259 152H256V149L254 148V150H253V147L251 146L250 147V145H247L246 143H245V141L248 139V138H246V137H244V138H246L245 139V141H243V140H241V133L243 132L242 130H244V126H242V125H240L241 123H242V121L244 120L243 118H250L251 119V121L252 122H254L253 124H255L256 125V128H255V135L256 136H258L259 138H260V141L261 142H263L262 141V137H263V135H264V115H259V113H261V114H264L263 112V110L262 109H259L260 111H258V110H256V109H254V108H252V109H254V110H256V111H252L251 109L250 110H246V113H244V110H242L243 112L241 113L240 111H238V114H239V112L241 113V114H237L236 116H237V120L238 121H236L235 123H238V124H236V126L235 125H232V122L231 121H229V120H227V119H225V117H222V118H220V116H219V114H220V112L222 111V110H220V108L221 107H217L216 108V106H215V108L218 110H216L215 108H212V110H210V108H209V110L207 111V110H205V113H207L208 112V116L210 117V114H211V111L213 112H215V110L218 112V113H212L211 115H213V116H215V118H216V120L214 119V117H210V118H213L214 120V122L212 121V123L209 121V119H208V121L206 122V125L204 126V127H206V130L205 129H203V131L205 132H209V135H210V133H211V137H213V143L215 144V145H213V143L211 144V145H213V149H212V146H210V148H209V146L207 147H202L201 146V144L200 143H202L203 141H201V140H198V141H201L199 144L196 142L197 140H195V138L194 137H196L195 136V134L193 135L194 137V140H195V142L194 141H190L189 142V144H188V148L187 147H185L186 145H184L183 144V146L186 148L183 152V154H182V158L181 159H179V158H174V157H177L178 155V157H180L181 156V154L180 153H182V152H180V151H178L181 147V144H182V142L183 141H186V140H188V139H186V138H181L183 135H184V132L182 133V136L180 137L181 139H183V141L182 142H180L181 140H180V138L179 139H177V136H176V134L178 133V130L180 129V126H181V128H182V124H184V123H180L181 125H179V128H178V130H177V128H176V130L175 129H172V130H174V133H175V131H176V133H175V135H174V133H173V135L171 136V131L169 132V131H166L167 130V128H166V132H168V133H170V135L169 136H166V132L164 131V134H165V137H163L162 136V139H160L159 140V138H157L158 140H156V142H155V140H154V138H153V140H154V142H153V140L151 139V141H150V139H149V141L152 143V146H151V144H150V146L149 147H142V149L144 150L143 152H141L142 154H140L139 152H138V154H137V148L136 147H134L135 145H136V143L137 142H135V141H137L138 139H136L137 138V136H134L135 137V141H134V137H133V135H135V134H132V135H130L131 136V138H133L132 140H130V141H132L131 143L134 145V146H132V144L130 145V143H128V145L129 146H132L131 148L132 149H134L135 148V150H136V153L134 152V155L135 154H137L136 156H135V159H137L138 157V159H139V161L142 159V161H143V165H142V163H141V165H142V169H140L139 167V171H137L135 168H136V166H138L139 165V163H138V165H136V166H134L133 165V167L131 166V164H133V163H135L134 161H136V160H134L133 162H131V164H129V163H127L126 162V167H125V163H123L124 164V166L122 165V161H124V159L122 160L121 159V163L119 162V160H115L114 161V163L113 164H115V166H116V169H117V171H118V174H117V177H119V178H116V177H114V178H116L117 180H114V179H110V174H109V170H110V167L108 166V171L106 170V168H107V166H103L105 169H101L100 167H102V161L100 160L101 159V157L100 158H96V157H93L92 158V155L90 154V151L91 150H93V148L95 149V147L96 146H99L100 147V141L103 139V138H106L107 136L109 137V132H110V130L112 129L113 130V126L115 127L116 125H118V124H116L118 121V119H125L126 118V116H127V112H129V118H131L132 120H134V118L137 116H134V112L136 111V109H137V107L135 106V105H137L136 104V102L138 101V100H141V99H146L147 101H146V106H145V104L143 105V106H145V108L147 109V110H150L151 112H152V115L154 116V120L156 121V119H157V117L159 118V117H161V118H163L162 116H164V121L166 122H169V120H171L172 119V116L171 115H173L174 116V114H170V112H168L169 114V116H166L167 114H163V112L165 111V109L167 108V106L169 105V101H170V99H173V98H170L169 99V93H171V92H169L170 90L169 89H166V88H164L165 86H163V84H162V86H159L158 85V87L156 86V84L154 83H152V81L153 82H156V81H154V80H152L150 83H145L146 82V80H145V82H144V80H140V82L139 83H137V82H134L133 84H132V86H130V85H128L127 83H123V82H121V74H125V73H127L126 75H128L129 74V76H127V77H131L130 75H132L130 72L128 73V71L131 69V67L130 68H125L126 67V65H127V63L128 64H130V65H133V64H131V62H135L134 60H129V58H127V62H126V58L124 59V62H125V64H123L124 62L123 61H120V62H123L122 64H123V66H124V68H123V66L121 65V63L119 62V67L116 65V67H113L114 66V64H112L111 62L109 63V62H106L108 59H106L105 61H98V59H96V53H97V51L99 52V48L100 47H102ZM122 46H124V47H122ZM81 47V46H80ZM121 47V48H120ZM128 47V48H127ZM254 48H256V47H254ZM125 49V50H126ZM262 51V50H261ZM258 52V51H257ZM259 53H260V50H259ZM257 54V53H256ZM260 57V56H259ZM164 59V58H163ZM110 60V59H109ZM108 60V61H109ZM74 62H75V60H73ZM137 61V60H136ZM71 62H72V60H71ZM106 62V63H105ZM117 62V63H118ZM108 63L109 64H111V65H108ZM136 63V62H135ZM162 63V60H160V61H156L155 63H154V65H152V69H155L156 67H158L160 64ZM70 64H72V63H70L69 62V65ZM99 64H101V65H99ZM47 65H50V62L47 64ZM73 65V66H74ZM129 65V66H130ZM137 65V64H136ZM136 65H135V67H136ZM71 66V65H70ZM98 66V67H97ZM5 67V68H4ZM72 67V66H71ZM96 67L97 68H99V67H104V68H106L105 70H107L106 71V73L104 72V69H103V71L102 70H100V71H95L96 70ZM123 68V69H128V70H124V71H122L123 69H118V68ZM134 66L132 67V68H135ZM137 68V67H136ZM7 69V70H6ZM95 69V70H94ZM100 69V68H99ZM151 69V70H152ZM59 70H63V68L62 69H59ZM93 70L96 72V75L98 74V72H100L101 73V75H99V76H101V77H98V76H95V74L93 75ZM120 70V71H119ZM111 71V72H110ZM132 71V70H131ZM147 71V70H146ZM41 72V71H40ZM61 72H63L64 73V75H65V71H60V73ZM120 72H122L121 74H120ZM124 72V73H123ZM22 73V72H21ZM26 73V72H25ZM63 73H61V74H63ZM67 73V72H66ZM103 73V74H102ZM9 74H11L12 76V78L13 79H11V77L9 78ZM24 74V73H23ZM37 74V73H36ZM36 74H34V75H36ZM41 74V73H40ZM76 74V75H77ZM120 74V78L119 77H117V78H119L120 80H118V82L120 81L121 82V84L119 85L117 82H115L116 80L114 79L117 75H119ZM22 75V74H21ZM15 75L14 74V76H16L17 78L16 79H19V78H21V80L23 79V77L22 76H24V75ZM33 75V76H34ZM39 75V74H38ZM123 75H122V77H123ZM126 75H124L125 76V78H126ZM149 75V74H148ZM21 76V77H20ZM33 76H30V77H33ZM67 76H68V73H67V75L65 76L66 78H67ZM74 76H75V74H74ZM74 76H70L69 75V78H67V79H70V77H72L71 79H70V82H71V80L74 78ZM35 77V76H34ZM81 77H83V79L81 78ZM138 77H140V76H138ZM36 78V77H35ZM80 78V79H79ZM136 78H137V76H136ZM142 78V77H141ZM15 79V80H16ZM62 79V80H61ZM67 79H65V81H67V84L68 83H70L69 82V80H67ZM152 79V78H151ZM154 79V78H153ZM6 80H7V82H6ZM83 80V81H82ZM113 80H114V82H113ZM128 80H129V78L128 79H126L125 80V82L127 81L128 82ZM138 80V81H139ZM155 80H156V78H155ZM214 80V79H213ZM264 80V79H263ZM64 81V82H65ZM134 81V80H133ZM132 81V82H133ZM142 81V82H141ZM253 81V80H252ZM251 81V82H252ZM9 82V83H8ZM35 82V81H34ZM73 82V81H72ZM110 82H113V83H111L112 84V87L111 88H115V86H113V85H118V86H123V84L124 85H126L127 87H129V88H131V89H129V88H127L126 86H123V90L125 91H123L122 90V88L120 87H118L117 85H116V88L118 89L119 88V90H117L116 88V92L117 91H119L120 93L122 92V93H129V95H128V97H125V99L124 100H121V98H122V95H124V94H122V95H120V96H118L117 94V96H118V98L120 99H118V98H116L117 96H113V95H115L114 94V89H111L110 88V86H111V84H110ZM60 83V84H59ZM114 83H116V84H114ZM123 83V84H122ZM151 83L154 85H151ZM13 84H15V85H13ZM29 84V85H30ZM58 84L60 85V86H62V88L61 87H58L57 88V86H58ZM61 84H63V85H61ZM129 84H131V82L129 81ZM259 84V83H258ZM77 85V84H76ZM14 86V87H13ZM16 86V87H15ZM168 86V85H167ZM255 86V85H254ZM156 87V88H155ZM248 87V86H247ZM39 88H42L43 90L42 91H39ZM249 88V87H248ZM192 89H194V88H192ZM196 89V88H195ZM195 89H194V91H195ZM81 91V92H79V91ZM83 90V91H82ZM130 92H129V91ZM52 91L50 92L51 94H52ZM186 91H187V93H186ZM185 92H183V94L185 93V94H189V92H188V90H186ZM201 91H202V89H201ZM24 94H23V93ZM32 94H31V93ZM46 92L47 91H45L44 93L46 94ZM115 92V93H116ZM190 92H192L191 90H190ZM199 93L200 92V90H196L195 92H193L194 94H195V97H197L196 95H197V93ZM260 92V91H259ZM21 93V94H20ZM30 93V94H29ZM48 93V92H47ZM173 93V92H172ZM171 93V94H172ZM23 94V95H22ZM43 95V93H42V95L43 96H46V95ZM49 94V93H48ZM47 94V95H48ZM84 94V95H85ZM163 94H165L166 96H168V98H166L165 100H164V98H163V100L161 101L160 99H161V97L163 96ZM183 94H181V95H183ZM201 94V93H200ZM35 95H37V94H35ZM50 95V94H49ZM48 95V96H49ZM114 98H116V100L115 101H111L110 99H112L113 100V97ZM164 95V96H165ZM190 95H191V97H192V94L190 93ZM190 95L188 96L187 95V97L189 98L190 97ZM208 95V94H207ZM210 95V94H209ZM42 96V97H43ZM90 96H91V98H90ZM206 96V95H205ZM217 96V95H216ZM36 97V96H35ZM111 97V98H110ZM154 97V99H152L151 100V98H153ZM171 97V96H170ZM194 95H193V98H192V100L190 101V102H192V103H190V104H186L185 106H189L190 108H192V107H195V103H194ZM199 97V96H198ZM197 97V98H198ZM254 97V96H253ZM17 98V99H16ZM19 98V99H20ZM29 98V97H28ZM72 98H73V96H72ZM71 98V99H72ZM128 98V99H127ZM200 98V97H199ZM21 99H23V97L21 98ZM41 99V98H40ZM70 99V100H71ZM183 99V98H182ZM203 99V98H202ZM207 99V98H206ZM206 99H204V100H206ZM217 99V98H216ZM216 99H215V101H216ZM254 99V98H253ZM61 100V101H60ZM64 100V101H63ZM189 100V99H188ZM200 100V99H199ZM199 100H196V101H199ZM211 101L213 100V99H210ZM219 100V99H218ZM18 101H21V100H18ZM25 101V100H24ZM58 101V102H57ZM60 101V102H59ZM87 101H88V103H87ZM107 101V102H106ZM145 101V100H144ZM164 101V102H163ZM68 102V101H67ZM106 102V103H105ZM186 102V101H185ZM225 103L224 101H222L221 100V103ZM227 102V101H226ZM231 102V101H230ZM15 103H16V105H18V103H17V101L16 102H14L13 104H14V106H16L15 105ZM31 103V102H30ZM60 105H59V104ZM85 103V104H84ZM87 103V104H86ZM107 103H109V104H107ZM113 104V103H115L114 105H117V107L116 106H114L115 107V111H113L112 113H111V111L112 110H110V106H111V104ZM170 105L169 106H171L172 105V102L170 101ZM176 103H177V101H176ZM188 103V102H187ZM198 103V102H197ZM199 103H203V102H201V100H200V102ZM205 103V102H204ZM208 103H209V101H208ZM222 103V104H223ZM233 103V102H232ZM232 103H229V104H232ZM105 104H107L108 105V107H106V109H104L103 110V108L105 107ZM206 104V103H205ZM215 104V103H214ZM226 104V103H225ZM238 104V103H237ZM244 104V103H243ZM243 104L242 105H239V106H242V107H244L243 106ZM85 105V106H84ZM87 105H88V107H87ZM194 105V106H193ZM196 105H198V108L201 110L202 108L200 107L201 105H199V104H196ZM212 105H213V103H212ZM212 105H210V107L212 106ZM218 106H219V104H217ZM234 105V104H233ZM233 105H231L232 107L231 108H233V107H235V106H233ZM20 106V105H19ZM138 106V105H137ZM142 106V107H143ZM203 106V105H202ZM205 106V105H204ZM221 106H223V107H225V105L223 104V105H221ZM259 106V105H258ZM7 107V106H6ZM17 107V106H16ZM112 107V106H111ZM136 107V108H135ZM174 107V106H173ZM184 107V106H183ZM212 107H214V106H212ZM228 107H229V105H228ZM242 107H240L239 109L241 110V108ZM260 107V106H259ZM60 108H62V107H60ZM59 108V109H60ZM180 108H182V107H180ZM184 108H186V107H184ZM190 108L188 109V110H190ZM196 108H197V106H196ZM236 108V107H235ZM250 108V107H249ZM264 108V107H263ZM7 109H9V108H7ZM23 109V108H22ZM42 109V110H41ZM145 109V110H146ZM171 109V108H170ZM187 109V108H186ZM183 110V109H181V110H183L182 112L186 115L185 116V118L188 116V117H190L189 115H187V112L186 111H188V110ZM193 109V108H192ZM199 109H197V110H199ZM208 109V108H207ZM238 109V108H237ZM238 109V110H239ZM1 110H2V108H1V106H0V112H1ZM13 110V109H12ZM16 110V109H15ZM53 110H55L54 108H52V111ZM64 110V109H63ZM65 110H66V108H65ZM80 110V111H81ZM137 110H139V108L137 109ZM161 110H164L163 112H162V114H160L159 116H157V113L159 114V112L161 111ZM167 110H169V107H168V109ZM166 110V111H167ZM175 110V109H174ZM173 110V111H174ZM199 110V111H200ZM204 110V109H203ZM219 110H220V112H219ZM9 111H10V109H9ZM30 111V110H29ZM28 111V113H30ZM56 111V110H55ZM78 111V110H77ZM99 111H103L102 113H100ZM139 111H141L142 112V108H140V110ZM150 111H148V112H150ZM170 111V110H169ZM172 111V110H171ZM177 111H180V110H177ZM193 111V110H192ZM194 111H195V109H194ZM193 111V112H194ZM198 111V112H199ZM5 112V111H4ZM7 112V111H6ZM62 112V111H61ZM96 112H97V114H96ZM138 112V111H137ZM145 112V111H144ZM141 113V114H143L142 116H143V118H142V116H139L137 119H136V121H138L139 119H140V117H141V120L140 121H142L141 123H139V124H141V125H145V122H148L149 121V119H152V118H149V117H147V116H149V114L148 115H146V113ZM176 112V111H175ZM195 112H197V111H195ZM197 112V113H198ZM225 112V111H224ZM27 113V112H26ZM53 113V112H52ZM58 113V112H57ZM93 113V114H92ZM161 113V112H160ZM179 113H181V112H179ZM182 113V114H183ZM192 113V112H191ZM201 113V112H200ZM203 113V112H202ZM202 113H201V116H202ZM203 114V116L204 115H206V114ZM9 114V113H8ZM54 114V113H53ZM63 114H65V112H63ZM74 114H76V113H74ZM80 114V113H79ZM137 114V113H136ZM190 114V113H189ZM195 114V113H194ZM194 114H192V115H194ZM246 114H247V116H246ZM6 115V114H5ZM78 115V114H77ZM146 115V116H145ZM175 115H177V114H175ZM196 115V114H195ZM9 116V115H8ZM50 116H51V114H50ZM134 116V117H133ZM171 116V117H170ZM178 116V115H177ZM182 116V115H181ZM180 116V118H182V117H184V116H182L181 117ZM202 116V117H203ZM207 116V117H208ZM37 117H39V116H37ZM41 117H43V116H41ZM73 117V118H72ZM146 117V118H145ZM176 117V116H175ZM187 117V118H188ZM195 117V116H194ZM227 117V116H226ZM35 118V117H34ZM40 118V117H39ZM65 118V119H64ZM71 118V119H70ZM127 118H128V116H127ZM126 118V119H127ZM149 118V119H148ZM179 118V120H181ZM186 118V119H187ZM205 118V117H204ZM229 118V117H228ZM44 119H46V118H44ZM146 119V121H143V120H145ZM235 119H236V117H235ZM243 119V120H242ZM130 120V119H129ZM129 120H128V122H129ZM131 120V123L132 122H134V121H132ZM148 120V121H147ZM152 121V122H154V123H152V124H155V121ZM161 119L159 118V121H160ZM163 120V119H162ZM162 120H161V124H164V122L162 123ZM174 120V119H173ZM189 120V119H188ZM187 120V121H188ZM135 121V122H136ZM158 121V122H159ZM190 121H191V119H190ZM199 122H200V118H199V120H198ZM201 121H202V119H201ZM245 121V120H244ZM38 122V121H37ZM139 122V121H138ZM157 122V121H156ZM179 122V121H178ZM189 122V121H188ZM188 122H186V124L188 123ZM192 122V121H191ZM190 122V124H193V123H191ZM215 122H219V124H221V128L222 129H224L225 131H227V135L225 136V135H221V134H219L218 135V133H219V130L218 131H216L215 132V130L217 129V127H216V123ZM231 122V123H230ZM234 122V121H233ZM130 123V124H131ZM149 123H150V121H149ZM149 123H147L148 125H149ZM173 123V122H172ZM203 123V125L205 124V122H202ZM235 123H233V124H235ZM244 123V122H243ZM36 123H35V120H34V122L33 123H31V125H35ZM116 124V125H115ZM130 124H129V126H130ZM143 125L142 126V128L144 129V132H145V130L147 129V127H148V125ZM152 124H150V125H152ZM158 124V123H157ZM160 124V123H159ZM167 124H170V122L169 123H167ZM175 124V123H174ZM213 124V125H212ZM214 124H216L215 125V127L214 128H212L211 127V129H210V126L212 125V126H214ZM218 124V125H219ZM137 125V124H136ZM149 125V126H150ZM173 125V124H172ZM176 125V124H175ZM185 125V124H184ZM184 125H183V127H184ZM188 125V124H187ZM197 125V124H196ZM217 125V126H218ZM240 125V126H239ZM131 126H133V125H131ZM164 126H168V125H164ZM190 126V125H189ZM192 126V125H191ZM194 126V125H193ZM199 126V125H198ZM233 126L234 127H236V128H233ZM258 126V127H257ZM34 127H35V129H34ZM40 127V128H39ZM126 127V126H125ZM135 127V126H134ZM152 127V129L154 128V127H156L155 125L153 126H151ZM160 127V126H159ZM158 127V128H159ZM163 127V125L161 126V128ZM172 127V126H171ZM186 128H187V126H185ZM201 127V126H200ZM240 127H242L243 129H241ZM111 128V129H110ZM129 128H131V127H128V129H127V131L129 130ZM133 128V127H132ZM136 128H138V127H136ZM141 128V127H140ZM149 128V127H148ZM160 128V129H161ZM170 128V127H169ZM173 128V127H172ZM189 128V127H188ZM197 128V127H196ZM216 128V129H215ZM259 130H258V129ZM135 129V128H134ZM134 129H130L131 130V132H133L134 133ZM142 129V130H143ZM159 129V130H160ZM171 129V128H170ZM191 130L192 129H194V127L193 128H190ZM190 129H189V133H191V131H190ZM213 129H215V130H213ZM219 129V128H218ZM136 130V129H135ZM140 130V129H139ZM138 130V131H139ZM142 130H140L141 132H142ZM150 130V129H149ZM162 130V129H161ZM184 130V129H183ZM224 130H220V133L222 132H224ZM241 130V131H240ZM256 130H258V131H256ZM116 131V130H115ZM114 131V132H115ZM123 131V130H122ZM126 131V132H127ZM138 131H135V132H138ZM180 131V130H179ZM181 131H182V129H181ZM187 131V130H186ZM114 132H111L112 133V135H113V133ZM130 132V131H129ZM128 132V133H129ZM147 132V131H146ZM151 132H153L152 130H151ZM151 132H150V134H151ZM156 132V131H155ZM216 134H215V133ZM120 133V132H119ZM161 133V132H160ZM160 133H158V137H159V134ZM193 133V132H192ZM198 133V132H197ZM201 133V132H200ZM245 133H246V129H245ZM116 134V133H115ZM114 134V135H115ZM146 134V133H145ZM148 134V133H147ZM163 134V135H164ZM181 134V133H180ZM186 134V133H185ZM199 134V133H198ZM118 134H116L115 136H117ZM124 135V134H123ZM179 135V134H178ZM187 135V134H186ZM190 135V134H189ZM188 135V136H189ZM201 135V134H200ZM199 135V137H202V136H200ZM245 134L243 133L242 134V136H244ZM120 136V135H119ZM129 136V135H128ZM191 137H192V135H190ZM190 136H189V139H190ZM207 136H208V133H207ZM218 136H219V139H218ZM247 136V135H246ZM262 136V137H261ZM113 137V136H112ZM123 137V136H122ZM140 137V136H139ZM150 137V136H149ZM157 137V136H156ZM160 137H161V134H160ZM185 137V136H184ZM198 137V136H197ZM210 137V138H211ZM253 137H254V135L252 136V139H253ZM257 137V138H258ZM116 138H118V137H116ZM145 138V137H144ZM207 138H209V136L207 137ZM209 138V139H210ZM226 138V139H227ZM230 138V139H229ZM256 138V137H255ZM107 139V138H106ZM129 139H130V137H129ZM184 139H186V140H184ZM216 141H215V140ZM218 139V140H217ZM221 139V140H220ZM223 139V140H222ZM233 141H232V140ZM109 140V139H108ZM119 140H120V138H119ZM148 140V139H147ZM146 140V141H147ZM178 140V141H177ZM180 140V141H179ZM190 140H192V139H190ZM211 140V139H210ZM228 140H225V143H224V145L226 144V141H228ZM232 142H231V141ZM254 140V139H253ZM256 140V139H255ZM106 141V140H105ZM209 141V140H208ZM217 141H219V142H217ZM257 141H258V139H257ZM109 142V141H108ZM107 142V143H108ZM134 142V143H133ZM178 142H180V143H178ZM207 142V141H206ZM217 142V143H216ZM231 142V143H230ZM148 143V142H147ZM146 143V144H147ZM186 143V142H185ZM204 143V142H203ZM219 143V144H220ZM256 143H258V142H256ZM264 143V142H263ZM187 144V143H186ZM208 144V143H207ZM217 144V145H216ZM104 145H106V144H104ZM115 145V144H114ZM127 145V146H128ZM142 145V144H141ZM191 145V144H190ZM203 145V144H202ZM227 145V144H226ZM254 145V144H253ZM259 145H260V143H259ZM138 146V145H137ZM182 146V147H183ZM223 146V145H222ZM98 147V148H99ZM227 147V146H226ZM255 147H256V145H255ZM105 148V147H104ZM129 148V147H128ZM130 148V149H131ZM236 148V149H237ZM262 148V147H261ZM129 149V150H130ZM131 149V150H132ZM182 149V148H181ZM191 149L189 150V151H191ZM216 149V150H215ZM219 149V148H218ZM235 149V148H234ZM235 149V151H236V153H237V150ZM124 150V149H123ZM129 150H125L126 152L127 151H129ZM131 150H130V152L129 153H132L131 152ZM211 150L214 152V153H212L211 152ZM216 151V153H215V151ZM221 150V149H220ZM219 150V151H220ZM140 151V150H139ZM142 151V150H141ZM178 151V152H177ZM182 151V150H181ZM233 151V150H232ZM255 151V152H254ZM115 152V151H114ZM117 152H118V150H117ZM120 152V151H119ZM118 152V153H119ZM124 152V151H123ZM125 152V153H126ZM180 152V153H179ZM192 153V155H196L195 153ZM124 153V154H125ZM159 153H161V154H167V155H170V157L169 158H173V159H176L175 161H178V160H180L179 162H177V163H175V162H173L174 160H171L170 162H169V165L168 164H166V162H167V160H169V158L167 159V155L165 156L166 157V161L164 160V162H162V159L163 158H160L161 160H159V158H158V154ZM175 153H178V154H176L177 156H174V154ZM190 153V152H189ZM224 153V152H223ZM256 155H255V154ZM257 153L259 154V155H257ZM101 154V153H100ZM120 154H121V152H120ZM141 156H140V155ZM173 154V155H172ZM216 154V155H215ZM113 155V154H112ZM116 155H117V153H116ZM122 155V154H121ZM131 155V154H130ZM129 155V157H131L132 158V155L130 156ZM156 155H157V158H158V160H157V158H156ZM172 155V156H171ZM184 155V156H183ZM191 155V156H192ZM217 155H219V156H217ZM262 155V156H261ZM110 156V155H109ZM118 156H120V155H118ZM124 156V155H123ZM122 156V157H123ZM163 155H161V157H162ZM174 156V157H173ZM187 156H188V153H187ZM98 157V156H97ZM121 157V158H122ZM125 157V156H124ZM221 157H223V156H221ZM96 160H95V159ZM108 158H110L109 159V162H111V161H113L112 159H111V157H108ZM126 158H127V156H126ZM125 158V160L126 161H128L129 162V160L128 159H126ZM184 158V159H183ZM103 159V158H102ZM137 159V160H138ZM149 159H151V161L149 160ZM155 159H156V162H154L155 161ZM165 159V158H164ZM147 160L151 163V165H153V168H157L158 167V163L159 164H161L162 165V167L160 166V168H162V169H164V170H161V172H163V171H165L164 172V174L163 173H161L162 175H160L159 177L157 176V174L156 173H153V170L150 168V167H152V166H149L148 164H146V162H147ZM152 160H154L153 161V163H152ZM98 162V161H100V162H98V163H100L99 165L97 164V166H96V163L95 162ZM116 161H118L119 162V164H121V165H119V164H117L116 163ZM160 161H161V163H160ZM107 162V161H106ZM106 162H104V164H106ZM239 162V163H240ZM95 163V164H94ZM112 163L111 164H109V165H112ZM144 163L146 164L145 165V167H144ZM136 164H137V162H136ZM154 164L156 165V166H154ZM197 164H196V166H197ZM106 165H108V163L106 164ZM129 165V166H128ZM148 165V166H147ZM193 166H195L194 164H192ZM131 166V167H130ZM140 166V165H139ZM192 166V167H193ZM239 166V167H240ZM135 167V168H134ZM94 168H97L98 170H96V169H94ZM137 168V169H138ZM159 168V167H158ZM100 169L101 170H106L107 172H108V175H109V178H108V176H106V177H104V179L102 178V176L100 177V178H102V180H100V178L99 179H96V177L98 176L97 174H98V172L96 173V171H100ZM114 169V168H113ZM193 169V168H192ZM96 170V171H95ZM140 170L141 171H143L142 173H143V175L141 176V172H140ZM180 170H182V172H184L183 174L185 175L181 180H180V182L181 183H177V185L180 187V188H177L178 186H176V184H175V186H174V180H175V178L177 177V175L179 174V172H180ZM136 171V172H135ZM168 171V172H167ZM193 171V170H192ZM191 171V172H192ZM115 172V171H114ZM155 172H157V170L155 171ZM96 173V174H95ZM138 173H140V174H138ZM115 174V176H116V172L115 173H113V175ZM95 175H96V177H95ZM105 175V174H104ZM103 175V176H104ZM107 175V174H106ZM140 175V176H139ZM191 175H192V173H191ZM190 175V176H191ZM200 176H198V177H200ZM219 176V175H218ZM99 177V176H98ZM97 177V178H98ZM202 177H200L201 179H202ZM106 178H108V179H106ZM113 178V177H112ZM178 178V179H179ZM218 178V177H217ZM187 180V181H186ZM200 180V179H199ZM177 181V180H176ZM179 181V180H178ZM184 181V183H182ZM189 181H191L190 179H189ZM218 181V180H217ZM259 181V182H258ZM235 182V181H234ZM256 182L258 183V184H256ZM261 182V183H260ZM255 184H256V187H254L255 186ZM192 185H193V183H192ZM18 186V188H16ZM103 186V187H102ZM136 186V187H135ZM137 186H139V187H137ZM205 186V185H204ZM206 186V187H207ZM258 186V187H257ZM0 187V188H1ZM105 187V188H104ZM174 187H176V188H174ZM260 187H263L261 190L260 189H258V188H260ZM12 188V189H13ZM28 188V189H27ZM46 188V189H45ZM63 188V189H62ZM163 188V192H161L160 191V189H162ZM207 188H210V187H207ZM15 189L13 190V191H15ZM70 189V190H69ZM72 189V190H71ZM202 189H204L205 190V187L204 188H202ZM225 189V188H224ZM224 189H222V190H224ZM46 190V191H45ZM49 190V191H50ZM108 190V189H107ZM130 190V189H129ZM187 190V189H186ZM12 191V190H11ZM55 191H57V190H55ZM84 191V190H83ZM87 191V190H86ZM91 191V190H90ZM208 191V190H207ZM226 191V190H225ZM8 193L7 195H6V193ZM18 192V191H17ZM21 193H22V195L24 194L22 191H20ZM34 192V191H33ZM58 192V191H57ZM67 192V191H66ZM201 192H203V190H201ZM215 193L214 192V190L212 191L211 190V193ZM220 192V191H219ZM27 193V194H26ZM29 193V194H28ZM38 192H36V194H37ZM42 193V194H41ZM55 193V192H54ZM60 193V192H59ZM62 193V192H61ZM64 193V192H63ZM81 193H82V191H81ZM126 193V192H125ZM169 193H172V194H170V195H173V196H171V198L173 197L174 198V200L173 199H171L172 201H170V199H169V196H168V194ZM216 193H217V190H216ZM222 193H221V195H222ZM2 194H5L4 196H5V198H2V197H4ZM14 194V193H13ZM18 194V193H17ZM20 194V193H19ZM33 194V193H32ZM39 194H37V196L39 197ZM50 194H51V192H50ZM142 194V195H141ZM199 195H197L196 197L199 199L200 197H198V196H200V195H202V194H200V193H198ZM9 195V196H8ZM22 195H19V196H21L20 198H19V201H20V203H22L23 205H24V201L22 200H20L21 198H22ZM27 195H30V196H28V198L26 197ZM44 195V196H43ZM56 195H58V193L56 194ZM61 195V194H60ZM60 195H59V197H60ZM72 195V194H71ZM222 195V196H223ZM55 196V195H54ZM54 196L52 195V197L54 198ZM215 196V195H214ZM218 196H220V195H218ZM14 197V196H13ZM32 197V196H31ZM41 197V196H40ZM39 197V198H40ZM122 197V196H121ZM193 197V196H192ZM260 197V198H259ZM2 198V199H1ZM23 198H24V195H23ZM22 198V199H23ZM32 198H34V201H35V197L33 196ZM55 198H57L56 196H55ZM54 198V199H55ZM156 198V199H155ZM216 198V197H215ZM201 199V198H200ZM25 200V199H24ZM26 200H25V202H26ZM43 200V201H44ZM57 200V199H56ZM210 200V199H209ZM234 200V201H233ZM9 201V202H10ZM13 201V202H14ZM19 201H17V203L16 204H18V202ZM48 201H49V199H48ZM52 201V200H51ZM253 201V202H252ZM3 202V201H2ZM5 202V201H4ZM11 202H10V205H11ZM36 202V201H35ZM40 201H38V202H36V203H39ZM42 202V201H41ZM57 202V201H56ZM205 202H207V201H205ZM209 202H211V201H209ZM29 203H31V202H29ZM29 203H28V205H29ZM32 203H34V202H32ZM32 203L30 204V205H32ZM42 203H44V202H42ZM261 203V202H260ZM7 204H9L8 202H7ZM13 204V203H12ZM25 204H27V202L25 203ZM35 204V203H34ZM52 204V203H51ZM57 204V203H56ZM111 204V203H110ZM208 204V203H207ZM231 204H230V206H231ZM3 205H4V203H3ZM15 205V204H14ZM28 205H24V206H28ZM36 205V204H35ZM49 205V204H48ZM121 205H124L125 207H123V206H121ZM4 206H6V204L4 205ZM9 206V205H8ZM123 207V208H120V207ZM12 207V206H11ZM170 207V208H169ZM242 207V206H241ZM26 208V207H25ZM28 208V207H27ZM229 208H231V209H233V207L231 206V207H229ZM238 208V207H237ZM237 208H235L234 210H236ZM249 208H250V206H249ZM2 210H3V208H2ZM56 210V209H55ZM114 210V211H113ZM188 210V209H187ZM26 211V210H25ZM31 211V210H30ZM104 211V210H103ZM141 211V212H140ZM240 211V210H239ZM256 214H255V220L253 221V222H249V220H247V221H244V223H242V226H243V228L245 229L244 231H246L247 232V230H248V235L246 236L247 237V239L248 240H250L253 236H257V235H255V232L254 233H252V232H249V231H251V228H257L258 230H260L259 228H260V226H259V224H262V223H260L261 222V220H259L260 218H259V216L260 215H262L263 213H264V205H259L257 208H256ZM22 212V211H21ZM29 211H27V213H28ZM119 212H121V211H119ZM200 212V211H199ZM211 212V211H210ZM230 212H233V210L232 211H230ZM235 212H237V211H235ZM248 212V211H247ZM263 212V213H262ZM30 213V212H29ZM53 213V212H52ZM122 213V212H121ZM138 213V216L140 215ZM169 213V212H168ZM177 213V212H176ZM182 213V212H181ZM193 213V212H192ZM7 214V213H6ZM16 214V213H15ZM18 214V213H17ZM94 214V213H93ZM93 214H91V215H93ZM172 214V213H171ZM174 214V213H173ZM172 214V215H173ZM187 214V213H186ZM190 214V213H189ZM195 214V213H194ZM211 214H213V213H211ZM22 215V214H21ZM28 215V214H27ZM79 215V214H78ZM77 215V216H78ZM84 215V214H83ZM96 215H98V214H96ZM120 215V214H119ZM191 215H193V214H191ZM226 215V214H225ZM232 215V214H231ZM264 215V214H263ZM24 216V215H23ZM35 216V215H34ZM33 216V217H34ZM109 215H107L106 217H108ZM154 216V217H153ZM167 216V214L164 216V217H166ZM169 216V215H168ZM171 216V215H170ZM176 216V215H175ZM179 215H177V217H178ZM190 216V215H189ZM197 216V215H196ZM212 216V215H211ZM210 216V217H211ZM224 216V215H223ZM227 216V215H226ZM35 217H37V216H35ZM41 217V216H40ZM80 217V216H79ZM102 217H103V215H102ZM159 217V216H158ZM183 217H184V215H183ZM215 217V216H214ZM237 217V216H236ZM235 217V218H236ZM4 218V217H3ZM32 218V217H31ZM55 218H57V217H55ZM54 218V219H55ZM74 218V217H73ZM72 218V219H73ZM157 218V217H156ZM161 218H162V216H161ZM171 218V217H170ZM172 218H173V216H172ZM171 218V219H172ZM181 218V217H180ZM207 218H209V217H207ZM217 218H219V217H217ZM225 218V217H224ZM228 218V217H227ZM247 218V217H246ZM258 218V219H257ZM28 219H29V217H28ZM33 219V218H32ZM49 219V218H48ZM53 219V220H54ZM58 219V218H57ZM60 219V218H59ZM58 219V220H59ZM75 219V218H74ZM77 219H78V217H77ZM112 219H114V221H112ZM124 219V220H123ZM129 219V218H128ZM159 219H160V217H159ZM158 219V220H159ZM166 219H167V217H166ZM166 219H163L162 218V220L164 221V220H166ZM179 219V218H178ZM183 219V218H182ZM181 219V220H182ZM191 219V218H190ZM226 219V218H225ZM238 219V218H237ZM257 219V220H256ZM264 219V218H263ZM36 221H34L35 223L37 222V219H35ZM42 220V219H41ZM169 220V219H168ZM167 220V221H168ZM207 220V219H206ZM222 220H224L223 218H222ZM57 221V220H56ZM56 221H54V224L56 223ZM61 221V220H60ZM85 223H84V222ZM135 221L137 222V223H135ZM157 221V220H156ZM154 222L155 223V225H156V223L158 224V222L160 221H157V222ZM162 221V223H165L166 224V221L165 222H163ZM173 221V220H172ZM210 221V220H209ZM53 222V221H52ZM51 222V223H52ZM82 222H83V224H82ZM169 222V221H168ZM176 222V221H175ZM217 222V221H216ZM35 223H33V224H35ZM68 223V222H67ZM161 223V224H162ZM182 223V222H181ZM218 223V222H217ZM37 224H35V225H37ZM151 224H152V227H153V223L151 222ZM160 224V225H161ZM165 224L162 226V227H164L165 226ZM30 225V224H29ZM52 225V224H51ZM66 225V224H65ZM167 225V224H166ZM169 225V224H168ZM31 226H32V228H34V226L31 224L30 225V228H31ZM127 228H126V227ZM21 227V226H20ZM35 227H37V226H35ZM156 227V226H155ZM155 227H153V231H154V228ZM239 227V226H238ZM259 227V228H258ZM29 228V229H30ZM32 228L30 229V231L32 230ZM126 228V229H125ZM130 228V229H131ZM240 228H242L241 226H240ZM253 228V229H254ZM28 229V228H27ZM27 229H26V231H27ZM37 229L38 230H40V229H42V230H44L45 228H42V227H40V229L37 227ZM37 229H33V230H37ZM124 229V231H125V233H123L124 231H122ZM220 229V228H219ZM223 229V228H222ZM32 230V231H33ZM37 230V231H38ZM53 230V229H52ZM152 230V229H151ZM160 230H162V228H160ZM164 230V229H163ZM37 231H36V234L38 235V233L40 234V232L42 233V231L40 230V232L38 231V233H37ZM221 231V230H220ZM34 232V231H33ZM32 232V233H33ZM151 232V231H150ZM168 232V231H167ZM245 232V233H246ZM259 232V231H258ZM35 233V232H34ZM120 233H121V235H120ZM22 234V233H21ZM35 234V235H36ZM43 234V233H42ZM151 234V233H150ZM221 234H223V232L221 233L220 232V236H221ZM242 234V233H241ZM244 234V233H243ZM15 235V234H14ZM34 235V234H33ZM36 235V237H38ZM44 235V234H43ZM123 235L121 236L122 237V239H123ZM131 235H128V237L129 236H131ZM136 235V236H135ZM162 235V234H161ZM165 235V234H164ZM20 236V235H19ZM139 236V237H140ZM200 236H201V234H200ZM218 236H219V234H218ZM237 236V235H236ZM22 237V236H21ZM39 237H40V235H39ZM125 237V236H124ZM128 237L126 236V238L125 239H127L128 240ZM131 237V238H132ZM233 237V236H232ZM235 237V236H234ZM245 237V236H244ZM24 238V237H23ZM117 238H115V239H117ZM130 237H129V240L131 239ZM254 238V237H253ZM253 238H252V240H253ZM260 238V237H259ZM13 239V238H12ZM25 239H27V238H25ZM39 239V238H38ZM37 239V240H38ZM40 239V240H41ZM111 239V240H110ZM247 239L245 240V241H247ZM24 240V239H23ZM126 240V241H127ZM132 240V239H131ZM239 240V239H238ZM251 240V241H252ZM234 241V240H233ZM242 241V240H241ZM244 241V242H245ZM112 242V241H111ZM125 242V241H124ZM227 242V241H226ZM19 243V242H18ZM116 243V242H115ZM118 243H119V241H118ZM133 243V242H132ZM145 243H147V242H145ZM234 243V242H233ZM237 243V242H236ZM240 243V242H239ZM241 243H243V241L241 242ZM35 246H33V245ZM129 244H131V243H129ZM148 244V243H147ZM147 244H144V249H148L150 246H145V245H147ZM225 244V243H224ZM12 245V244H11ZM76 245H79L80 247L79 248H81V246L83 247L84 245L85 246H88V250H85V252H83V253H80L79 251H77V250H80ZM121 245V244H120ZM149 245V244H148ZM243 245V244H242ZM251 245H253V244H251ZM77 247L75 250L76 251H74V247ZM84 246V247H85ZM146 247V248H145ZM238 247V246H237ZM255 247V246H254ZM235 249H231L234 253H231V254H233L235 257L237 256L238 257V255L240 254V256H241V253H242V249H237L236 247H234ZM244 248V247H243ZM250 248V247H249ZM50 249H53L52 251L53 252H51L52 254H50ZM85 249H86V247H85ZM122 249V248H121ZM260 250H261V248H259ZM258 248L257 249H255V250H259ZM230 250V248H229V250H227L226 252H230L231 251ZM260 250H259V252L258 253H260ZM13 251V252H14ZM17 251V252H16ZM110 251H112V254L113 255H111V252ZM246 251V250H245ZM252 251H254V250H252ZM263 251H264V249H263ZM263 251L261 250V252H262V254L259 256V255H257L258 256V260L256 261V260H254V261H256V262H252V261H250V260H253L254 258H252L251 257V259L250 260H248L247 262H249V263H246V260H245V262H244V259H243V264H264V253H263ZM12 252V251H11ZM49 252V253H48ZM251 252V251H250ZM244 251H243V256H245L244 255ZM100 254V255H99ZM132 254V253H131ZM110 255H111V257H110ZM228 255V254H227ZM252 255V254H251ZM240 256L238 257V260H237V258H235L236 259V261H237V264L239 263L240 264V261H239V259H240ZM253 256V255H252ZM34 257H35V259H34ZM232 257V256H231ZM247 256H245V258H246ZM248 257H250V255L248 256ZM19 258H21V259H19ZM124 258V257H123ZM134 258V257H133ZM226 258V257H225ZM14 259H13V261H14ZM20 260V261H19ZM82 260H84V261H82ZM112 260V259H111ZM116 260V259H115ZM229 260V259H228ZM232 260H234V257H233V259ZM7 261V260H6ZM38 261V262H37ZM114 261V260H113ZM242 261V260H241ZM16 262L14 263V264H16ZM30 262V261H29ZM229 262V261H228ZM22 263V262H21ZM26 263V264H27ZM235 262H233L232 264H234ZM11 264V263H10ZM13 264V263H12ZM20 264V263H19ZM23 264H25L24 262H23ZM29 264V263H28ZM152 264V263H151ZM155 264V263H154ZM231 264V263H230ZM242 264V263H241Z\"/></svg>", "mask_w": 264, "mask_h": 264}]
</instances>
